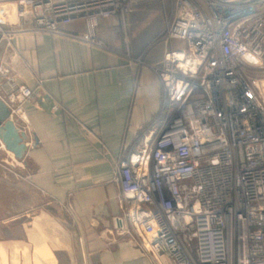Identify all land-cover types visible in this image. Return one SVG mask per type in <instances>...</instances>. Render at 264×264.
<instances>
[{"label":"built area","instance_id":"built-area-1","mask_svg":"<svg viewBox=\"0 0 264 264\" xmlns=\"http://www.w3.org/2000/svg\"><path fill=\"white\" fill-rule=\"evenodd\" d=\"M144 4L172 9L153 66L165 101L117 165L112 239L136 243L153 264H237L242 230V263L264 264V0H0V43L82 20L79 38L107 47L100 19ZM0 78L17 120L33 89L4 64Z\"/></svg>","mask_w":264,"mask_h":264},{"label":"crops","instance_id":"crops-1","mask_svg":"<svg viewBox=\"0 0 264 264\" xmlns=\"http://www.w3.org/2000/svg\"><path fill=\"white\" fill-rule=\"evenodd\" d=\"M146 10L129 25L100 20L107 47L79 38L82 20L62 33L25 30L0 43V65L33 89L17 117L28 146L20 178L0 170V264H153L139 245L109 232L121 214L117 165L165 101L153 68L166 49L154 45L163 18Z\"/></svg>","mask_w":264,"mask_h":264},{"label":"water","instance_id":"water-1","mask_svg":"<svg viewBox=\"0 0 264 264\" xmlns=\"http://www.w3.org/2000/svg\"><path fill=\"white\" fill-rule=\"evenodd\" d=\"M27 133L19 121L13 119L6 102L0 97V146L22 160L27 151Z\"/></svg>","mask_w":264,"mask_h":264},{"label":"rangeland","instance_id":"rangeland-1","mask_svg":"<svg viewBox=\"0 0 264 264\" xmlns=\"http://www.w3.org/2000/svg\"><path fill=\"white\" fill-rule=\"evenodd\" d=\"M159 13H160V15H162L161 17L163 18V30L160 33V35L156 38V40L154 41V45H157L160 41L165 44L164 39H163L164 30L166 28V25H167L169 19H170L171 14H172V9L171 10L169 9V10H166V11L165 10H160ZM164 53H165V51H164ZM163 58H164V55H163ZM162 61H163V59H161V61L157 62L155 64V68L160 66ZM261 77H263V76H261ZM19 84H22V83H19ZM152 124H150V126ZM12 164L15 165V166L12 167L11 166ZM20 164H22L21 160L16 159L14 157V155H11L5 149H0V170L6 172L7 174H11V175H14V176H17V177L20 178V174H21L20 171H19ZM3 227L1 226V229H0L1 231L3 230ZM241 231L242 230L237 231V240L235 242V252H234V254H235V258H237V264H243L242 260H243V258L245 256V252H244V250H245V248H244V236H245V234H244V232H241ZM2 235H4V234L2 232H0V237Z\"/></svg>","mask_w":264,"mask_h":264},{"label":"trees","instance_id":"trees-1","mask_svg":"<svg viewBox=\"0 0 264 264\" xmlns=\"http://www.w3.org/2000/svg\"><path fill=\"white\" fill-rule=\"evenodd\" d=\"M150 6H151L150 4H144V5H141V6L137 7L132 13H130L128 16H126V18H125L126 24L129 25V23H130L129 20L135 13H137L139 11H142V10H144L146 12L147 11L146 9H148ZM102 19H106V18H101L100 20H102ZM110 19L123 21V18L120 15H114L113 17L108 18V20H110ZM98 29H99V26H98Z\"/></svg>","mask_w":264,"mask_h":264},{"label":"bare ground","instance_id":"bare-ground-1","mask_svg":"<svg viewBox=\"0 0 264 264\" xmlns=\"http://www.w3.org/2000/svg\"><path fill=\"white\" fill-rule=\"evenodd\" d=\"M6 9L5 8H2L1 9V11H0V13H2L3 14V16H6V15H4L5 13H4V11H5ZM10 12V11H9ZM12 12V11H11ZM263 86H264V80H263ZM6 150V149H5ZM8 153H10L11 155H14L12 152H10V151H7Z\"/></svg>","mask_w":264,"mask_h":264}]
</instances>
